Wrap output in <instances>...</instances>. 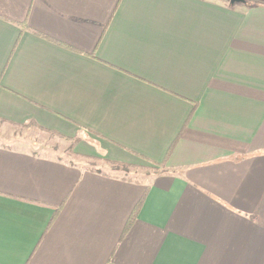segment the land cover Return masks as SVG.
Masks as SVG:
<instances>
[{
	"label": "crops",
	"instance_id": "crops-1",
	"mask_svg": "<svg viewBox=\"0 0 264 264\" xmlns=\"http://www.w3.org/2000/svg\"><path fill=\"white\" fill-rule=\"evenodd\" d=\"M256 1L0 0V264H264Z\"/></svg>",
	"mask_w": 264,
	"mask_h": 264
},
{
	"label": "rangeland",
	"instance_id": "rangeland-1",
	"mask_svg": "<svg viewBox=\"0 0 264 264\" xmlns=\"http://www.w3.org/2000/svg\"><path fill=\"white\" fill-rule=\"evenodd\" d=\"M25 132H27V131H24V130H22V129H10V128H8V127H6V126H0V135H1V133L5 136V135H7V136H9V135H14V134H18L19 136L21 135L22 136V134H24ZM26 135V137H25V139H27L28 137H29V135H27L28 133H25ZM1 138H3V137H1ZM0 138V139H1ZM29 139H30V141H32L33 139H34V142H39L40 144H42V143H48V144H52V145H55L56 144V140L55 139H53V138H49V137H46V136H43V135H41L40 137H29ZM48 153H53L52 152V149L51 150H48ZM141 172L142 173H147V174H149V173H151L152 172V170L151 169H141ZM119 173H121L120 171H119ZM122 175H124V176H128V177H134V178H138V175H135V176H130V175H125V174H122Z\"/></svg>",
	"mask_w": 264,
	"mask_h": 264
},
{
	"label": "trees",
	"instance_id": "trees-1",
	"mask_svg": "<svg viewBox=\"0 0 264 264\" xmlns=\"http://www.w3.org/2000/svg\"><path fill=\"white\" fill-rule=\"evenodd\" d=\"M245 1V3L247 4V5H249V6H260V5H262V3L261 2H259V1H256V0H244ZM170 152V151H169ZM139 208H140V204L135 208V210L133 211V214L131 215V219L129 220V225H130V222L135 218V216H136V214H137V212H138V210H139ZM127 227H128V225H127Z\"/></svg>",
	"mask_w": 264,
	"mask_h": 264
},
{
	"label": "water",
	"instance_id": "water-1",
	"mask_svg": "<svg viewBox=\"0 0 264 264\" xmlns=\"http://www.w3.org/2000/svg\"><path fill=\"white\" fill-rule=\"evenodd\" d=\"M245 1L244 0H230V4L234 5V4H244Z\"/></svg>",
	"mask_w": 264,
	"mask_h": 264
}]
</instances>
